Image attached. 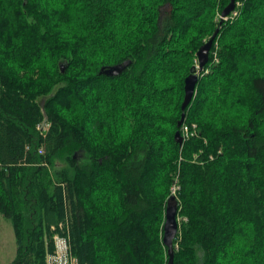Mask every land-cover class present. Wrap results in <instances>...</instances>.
Listing matches in <instances>:
<instances>
[{"label": "trees", "instance_id": "1", "mask_svg": "<svg viewBox=\"0 0 264 264\" xmlns=\"http://www.w3.org/2000/svg\"><path fill=\"white\" fill-rule=\"evenodd\" d=\"M230 1L0 0L8 264H46L60 223L78 264H169L172 195L173 264H264V0Z\"/></svg>", "mask_w": 264, "mask_h": 264}, {"label": "water", "instance_id": "2", "mask_svg": "<svg viewBox=\"0 0 264 264\" xmlns=\"http://www.w3.org/2000/svg\"><path fill=\"white\" fill-rule=\"evenodd\" d=\"M235 7V0H231L229 5L224 8L222 11V17H226L230 14V12ZM216 36V33L213 34V36L201 46L200 50L198 51L199 59H200V68L203 67L205 62L208 60L209 57V51L211 49L214 37ZM131 64L130 60H126L123 63H118L112 66H109L107 68H103L102 70H105V73L111 74V75H118L121 74L129 65ZM199 80V75L197 72H191L186 78H185V95L184 100L182 102V115L180 120L178 121V125L181 126L182 123L185 120L186 117V109L188 105L193 100L195 93H196V87ZM176 140L183 144V138L181 135L180 130H177L175 133ZM176 197L175 195L171 196V200L167 205L166 212H165V223H164V235H163V241L166 246L169 248L170 253V259L169 264H173V243L174 239L176 238L178 232H179V221H178V205L176 203Z\"/></svg>", "mask_w": 264, "mask_h": 264}, {"label": "built area", "instance_id": "3", "mask_svg": "<svg viewBox=\"0 0 264 264\" xmlns=\"http://www.w3.org/2000/svg\"><path fill=\"white\" fill-rule=\"evenodd\" d=\"M49 125V122H43L38 128L41 131H46ZM182 133L184 137L193 134L188 125L183 126ZM177 188V186L173 187V193H176ZM51 230L54 231V250L47 252L46 264H78L77 257L73 255L69 239L65 234V224L60 223L58 227L53 225Z\"/></svg>", "mask_w": 264, "mask_h": 264}, {"label": "rangeland", "instance_id": "4", "mask_svg": "<svg viewBox=\"0 0 264 264\" xmlns=\"http://www.w3.org/2000/svg\"><path fill=\"white\" fill-rule=\"evenodd\" d=\"M167 11H168V7L164 6L162 8V14L166 13ZM236 14L237 12L234 13L233 15ZM53 236L48 238L46 235L45 239L47 245L49 244L50 241L54 243ZM16 251H17V243L14 234L13 224L8 218L4 217L0 213V264H8L15 257Z\"/></svg>", "mask_w": 264, "mask_h": 264}, {"label": "bare ground", "instance_id": "5", "mask_svg": "<svg viewBox=\"0 0 264 264\" xmlns=\"http://www.w3.org/2000/svg\"><path fill=\"white\" fill-rule=\"evenodd\" d=\"M182 131V130H181ZM187 138V137H186Z\"/></svg>", "mask_w": 264, "mask_h": 264}]
</instances>
